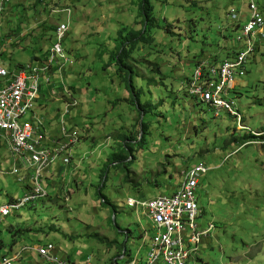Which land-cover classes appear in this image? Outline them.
<instances>
[{"label":"rangeland","instance_id":"rangeland-1","mask_svg":"<svg viewBox=\"0 0 264 264\" xmlns=\"http://www.w3.org/2000/svg\"><path fill=\"white\" fill-rule=\"evenodd\" d=\"M143 1L59 0L53 10L40 5L37 12V0H11L0 16V42L15 37L11 34L17 27L24 33L6 51L0 46V65L49 69L52 82L43 85V104L72 133L65 137L60 124L57 140L71 164L64 166L60 157L62 172L45 176L48 197L6 217L0 240L9 246L14 239L19 250L30 244L51 245L62 260L75 263L72 258L84 256L91 257V264L119 261L116 246H108L124 243L133 261L127 262L129 252L122 264H139L146 253L144 229L151 230L142 209L128 206L129 199L170 194L180 186L184 171L204 164L208 171L196 189L201 212L196 221L202 228L212 222L214 228L203 238L200 259L194 262L264 264V32L257 34L247 73L236 76V89L230 93L244 116L243 130L229 112L215 115L194 91L201 60H223L233 49L245 48V40L238 38L243 24L239 31L229 25L247 19L248 0H148L154 20L137 45L130 49L125 44V68L117 72L121 63L111 55L127 40L118 38V31L124 26L144 31ZM257 2L264 16V0ZM63 25L67 31L60 41L57 30ZM129 30L124 32L127 37ZM35 57L38 64L31 63ZM130 72L148 109L140 124L122 81ZM73 133L77 140L68 139ZM249 133L259 138L242 144L239 138ZM125 136L128 140L122 139ZM7 148L0 139L1 205L11 198L19 202L28 184L18 182L11 170L3 174L13 162L8 161ZM119 152L131 156L120 165L111 163L110 157ZM126 230L125 238L121 234ZM21 255L27 262V253Z\"/></svg>","mask_w":264,"mask_h":264},{"label":"built area","instance_id":"built-area-1","mask_svg":"<svg viewBox=\"0 0 264 264\" xmlns=\"http://www.w3.org/2000/svg\"><path fill=\"white\" fill-rule=\"evenodd\" d=\"M8 5L9 0H0V16ZM247 5L249 20L243 25L238 38H249L251 42L250 34L254 36L259 31L263 32L264 16L257 0H248ZM231 13L238 19L235 9H231ZM66 31L67 26L64 25L57 30L60 41ZM58 46L60 45L57 44L55 51L57 54L61 53ZM246 61L247 52H242L235 58H226L219 63L201 60L197 69L199 84L194 91L200 103L207 105L215 115H220L222 111L229 112L235 118L239 129L247 127L242 124L243 115L236 108L230 93L237 84L236 76H244ZM17 71L19 72L9 71L0 66V138L5 140L14 159L11 174L18 182H28V189L25 188V195L19 202L0 206V225L10 214L46 195L42 179L52 163L57 159L60 163L62 161V164L69 162L63 155L65 148L62 141L50 142L41 123L24 120L40 97L42 83H51L50 70L38 65L32 70H28L26 66ZM61 125L65 126V137L72 134L67 132L65 124ZM75 135L73 133L68 139L77 140ZM207 171L208 167L198 164L184 171L183 180L174 192L142 200L129 199L128 206L136 210L141 208L149 222L151 233L144 229L142 239V243H145L151 237L147 264H196L194 261L197 260L199 246L214 228L212 222L202 228L196 221L201 214L196 189L199 177ZM28 251H36L49 262L67 264L51 255L50 245L36 249L24 246L12 257H0V263L14 264L22 260L21 254ZM89 262L90 258L85 264Z\"/></svg>","mask_w":264,"mask_h":264},{"label":"trees","instance_id":"trees-1","mask_svg":"<svg viewBox=\"0 0 264 264\" xmlns=\"http://www.w3.org/2000/svg\"><path fill=\"white\" fill-rule=\"evenodd\" d=\"M58 1L59 0H37V3H36V5L34 6V9L35 10H37V12H38V6L40 7V5H46V6H51V7H53L51 10H53L54 8H56L57 6H58ZM9 4H11V0H9ZM152 9H153V7L150 5V2L148 1V0H144L143 1V4H142V15H143V20H142V23H143V27H144V31H143V29H142V32L140 31V30H134V29H132V28H130V27H128V26H124V27H122L119 31H118V35H119V37L118 38H120V39H122V38H127V40L126 41H121V42H119L118 44H117V51H115L114 53H113V55H111V57H113V59H117V64L118 63H121V64H118V68H117V72H121L122 70H124V68H125V65L123 64V62H122V58L124 57V56H126L127 54H128V49H127V47H126V45L125 44H127L128 45V43H129V48L130 49H132L133 48V46L134 45H137L138 44V41H141L142 39H144L145 38V36H146V32H147V30H148V27H149V25H150V23H152L153 22V20H154V15H153V13H152ZM245 22L246 21H244L243 23L240 21V19H238V22L237 23H235V24H233L234 26H230L229 25V29L230 30H236V31H239V29H240V24H245ZM240 23V24H239ZM19 27H20V24H19ZM228 27V26H227ZM230 27H232V28H230ZM129 28H130V30H129ZM20 29V28H19ZM18 29V27H17V29L16 30H14V31H12V36H15V37H12L10 40H3L2 39V41L0 42L1 44H0V46L2 45H6V46H11L10 44L12 43V45H13V43L15 42V40L16 39H20V35L21 36H23L24 35V33H22V34H20V32H21V30H19ZM46 29H48V30H53V31H55V29H54V27L52 28H46ZM129 30V38L127 37V36H125L124 35V32H126V31H128ZM9 36V35H8ZM17 40V41H18ZM8 41H11L10 42V44H8L7 42ZM123 46H125L124 47V49H123V51H122V53L117 57V55H118V49L120 50ZM238 48V47H237ZM237 48H235V49H233L230 53H228V58H233V57H235V55L241 50V49H239V50H237ZM8 49V48H7ZM233 52V53H232ZM36 60L38 61V59L35 57L34 58V60L31 62V63H33V64H35L36 63ZM201 60V59H200ZM200 60H198V61H200ZM221 60V59H220ZM219 59H216L215 61L218 63L219 61H220ZM198 61H197V63H198ZM18 67H19V69H21V68H25L26 66H19L18 65ZM8 69V68H7ZM9 70V69H8ZM9 71H11V70H9ZM122 81L123 82H126V88L128 89V92L130 93V98H129V101H130V103H131V105H132V107L134 108V109H136L137 110V112H138V114H139V117H138V119H139V124H140V120H144V119H142V116L144 115V117H145V115H146V113L148 112V109H146L145 108V106L143 105V103L140 101V97H139V93H137L136 92V90H135V85H134V81H133V73L132 72H130V75L127 77V78H124V77H122ZM52 82V81H51ZM44 84H46V83H42V85L41 86H43ZM51 84V83H50ZM41 89H42V87H41ZM40 89V90H41ZM134 95H135V98H136V101H135V99H133V97H134ZM119 102H121V99H120V101ZM145 105H147V104H145ZM72 110V109H71ZM71 112V111H70ZM144 122V121H143ZM73 128V127H72ZM74 130H75V128H74ZM140 131H141V128H140ZM263 132H264V130H263ZM76 135H78L77 133H75ZM139 136H140V132H139ZM144 136V135H143ZM142 136V137H143ZM128 138L129 137H127V136H125V138H123L122 137V139L123 140H128ZM253 138H259V136H257V135H255V134H253V133H249V134H245L244 136H242L241 138H239V140L242 142V144H245V143H250L251 141H253V140H256V139H253ZM261 138V140L264 142V136H262V137H260ZM133 139H135V138H133ZM239 140H236V141H239ZM127 144V142H125V145ZM11 156H12V154H11ZM131 156V153H129V152H119L118 154H115V155H113V157L111 156L110 158H112L111 160V163H118V165H120L121 163H122V161H125L126 159H128L129 157ZM13 158V157H12ZM13 163H14V159H13ZM12 164V163H11ZM71 163H68L67 165H70ZM52 165V164H51ZM66 164H64V166H65ZM12 167H13V164H12ZM12 167H11V170H12ZM25 188H27L28 189V187L26 186ZM46 192H47V190H46ZM48 194V193H47ZM48 197V196H47ZM103 203L104 204H108V201L103 197ZM6 204V203H5ZM5 204H0V206H3V205H5ZM114 208L115 207H112V211H114ZM128 234H129V231L128 230H126L125 231V233L124 234H121L123 237H128ZM100 241H103V240H100ZM147 241V242H146ZM145 241V246L147 247V248H149V246H151V237L148 239V240H146ZM126 242H127V240H126ZM1 243V242H0ZM16 242H15V240L13 239V241L11 242V244H10V247L12 248L13 246H14V244H15ZM147 243V244H146ZM116 246V249H118V253H117V255L118 256H122L123 255V252H124V255H125V258L127 257L126 255L130 252H127V249H126V244H124V243H117V242H114L113 244H109V246L108 247H112V246ZM0 248L1 249H3L4 248V246H2V244L0 245ZM129 255V259L127 260V262L129 263V262H132L133 261V255H131L130 253L128 254ZM115 259V258H114ZM112 263L113 264H122V262L119 260H114L113 261V259H112Z\"/></svg>","mask_w":264,"mask_h":264},{"label":"crops","instance_id":"crops-1","mask_svg":"<svg viewBox=\"0 0 264 264\" xmlns=\"http://www.w3.org/2000/svg\"><path fill=\"white\" fill-rule=\"evenodd\" d=\"M10 42L11 41H8L7 43L10 44ZM7 48L8 47L6 45H3L2 46V50L3 51H6ZM35 64H38V61L37 60H36V63ZM17 68H18V65L15 67V69H9V70L14 71ZM52 85H55V86H53L54 87L53 90L55 91V93H54L55 96H57V94H58L57 88H56L57 84L56 83H53ZM41 87H42V89L40 90V97L37 100V102L35 103L34 108L32 110H30V112H28V114L26 115V119L27 120H31L34 123H38V122L41 123L43 129L46 130V132L48 133L47 135L50 138L49 140L51 142L52 138L53 139H56V140L58 139V135L60 134V129H59L60 128V124H63V123H61L60 120L58 121V114H55V116L52 117V116H50V113L48 111H46L48 109V106L44 105L43 104V101H42V94L46 93V90H45V88H43V86H41ZM63 100H66L65 97L63 98ZM57 101H58V98H57ZM58 123H59V126H58ZM70 129H72V127ZM8 151H9V149H8ZM11 160L13 161V158H11V154L9 152V160L8 161H11ZM71 162H72V159H71L70 163ZM12 164H13V162H12ZM12 164H11V167H12ZM53 165H57V167L55 166V168L53 169V167H52ZM63 169H64V166L61 165L59 167V165H58V159H57V161H55L54 163H52V165L50 166V168L46 170V174L49 173L50 171H51L50 174H52L53 172H57L58 174H60ZM10 170H11V168L8 169L7 171H5L6 174L5 173H3V174L4 175H7V173H9ZM9 174H11V173H9ZM174 190H175V188L173 189V191ZM24 193H25V190H23V194ZM47 193H48V191H47ZM23 194H22V196H23ZM48 195H49V193H48ZM14 199H19V198H11L9 200V202L13 201ZM0 242H1L0 245L2 244V246H4L3 249L0 248V256H2L5 253H7V249H9V251H11V253L14 252V251H16V250H19L18 248L20 246L17 247V248H15V246H14V247L11 248L10 245L9 246L8 245H5L2 240H0ZM5 246H8V248L5 249L6 248ZM40 246H42V245H40ZM4 250L6 252H4ZM130 254L132 255L131 251H130ZM123 255H124V252H123ZM34 256H36L37 259H34V257L30 256L29 257V260H31V261H30L29 264H44V263H41L40 258L37 255H34ZM123 258H125V255H124V257L123 256H120V257L118 256L117 257V259H119V260H122ZM85 259H86V257L83 256L82 258H77V259L76 258H72L71 261H73L75 263H80L82 260L84 261ZM29 260H27V261H29ZM140 260H141V263H139V264H144V256ZM19 264H25V263L23 261V262H21Z\"/></svg>","mask_w":264,"mask_h":264},{"label":"bare ground","instance_id":"bare-ground-1","mask_svg":"<svg viewBox=\"0 0 264 264\" xmlns=\"http://www.w3.org/2000/svg\"><path fill=\"white\" fill-rule=\"evenodd\" d=\"M248 4V3H247ZM249 16H250V12H249V15L247 16V19L245 20L246 22L249 20ZM239 18V17H238ZM245 22V23H246ZM245 25V24H244ZM263 32H264V30H263ZM263 32H257L254 36H252L251 34H250V39L252 40L251 42L249 41V38H242L241 40H245V44H246V46H245V48L244 49H242V50H240L236 55H235V57L238 55V54H240V53H242V52H247V61H248V58H249V55L252 53V52H254L255 51V49H256V41H255V38H256V36H257V34H259V33H263ZM235 57H233V58H235ZM247 61H246V63H245V65H244V67H245V74L247 73V70H246V64H247ZM0 66H3V67H5V65L4 64H1ZM245 74H244V76H245ZM26 117V116H25ZM39 123V122H38ZM43 123V122H42ZM48 134V133H47ZM48 136V135H47ZM1 139V138H0ZM50 139V138H49ZM53 141H58V140H56V139H53L52 138V140H51V142H53ZM13 175V174H12ZM14 176V175H13ZM45 176H46V171H45V173H44V177H43V179H42V186L44 187V189H45V191H46V187L44 186V183H45ZM15 177V176H14ZM16 178V177H15ZM174 192V191H173ZM48 196V194H47V192H46V195L44 196V197H42V198H45V197H47ZM42 198H39V199H42ZM36 200H38V199H36ZM35 200V201H36ZM34 202V201H33ZM10 203H13V201H11V202H9L8 204H10ZM51 246V245H50ZM143 246L145 247V249H146V253H145V255H144V264H147V257H148V252H149V248H147L146 246H145V244H143ZM26 247H30V248H33V249H36V248H46L47 246H38V245H34V244H30V245H26ZM18 252V250L17 251H14V252H12V253H8V254H5V255H2V256H0V257H12L13 255H15L16 253ZM198 254H200V253H198ZM34 255H37L39 258H40V260L44 263V264H56V262H49V261H47L45 258H43V257H41V255L39 254V253H37L36 251H28L27 252V260H29V257L30 256H32V257H34ZM51 255L57 260V254L54 252V250H53V248H52V251H51ZM59 258V257H58ZM88 258H90V262H89V264H91V257H86V259L83 261L84 262V264L86 263V261H87V259ZM59 259H61V258H59ZM62 260V259H61ZM30 261L31 260H29V261H27L28 262V264L30 263ZM67 264H81V263H70L69 261H67V260H64ZM19 263H21V259L18 261V262H16V263H14V264H19ZM0 264H3L2 262L0 263ZM134 264V263H133Z\"/></svg>","mask_w":264,"mask_h":264},{"label":"clouds","instance_id":"clouds-1","mask_svg":"<svg viewBox=\"0 0 264 264\" xmlns=\"http://www.w3.org/2000/svg\"><path fill=\"white\" fill-rule=\"evenodd\" d=\"M225 59H226V58H225ZM223 60H224V59H223ZM221 61H222V60H221ZM221 61H219V62H221ZM211 62L214 63V62H216V61H211ZM219 62H218V63H219ZM236 86H237V84H236ZM236 86H235L234 89H236ZM234 89H233V90H234ZM233 90H232V91H233ZM232 91H231V92H232ZM241 113H242V112H241ZM242 115H243V114H242ZM243 122H244V116H243ZM243 130H244V129H243ZM175 190H176V189H175ZM200 215H201V214H200ZM25 258L27 259V256H26ZM199 259H200V258H199ZM199 259H197V261H198ZM23 261H24L25 264H27V262H26L25 260L22 259L21 262H23Z\"/></svg>","mask_w":264,"mask_h":264}]
</instances>
